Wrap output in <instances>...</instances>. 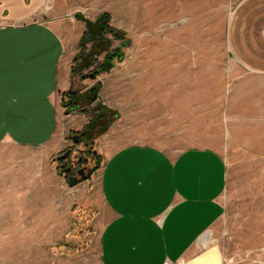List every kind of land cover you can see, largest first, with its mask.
Returning <instances> with one entry per match:
<instances>
[{"label":"rangeland","instance_id":"1","mask_svg":"<svg viewBox=\"0 0 264 264\" xmlns=\"http://www.w3.org/2000/svg\"><path fill=\"white\" fill-rule=\"evenodd\" d=\"M61 1L58 30L70 71L69 88L59 92L66 144L51 155L41 146L0 144V177L12 178L6 186L13 191L7 200L0 196L7 201L0 205V264H100L93 221L100 167L90 169L94 159L77 166L87 145L76 138L85 129L102 160L105 150L127 144L220 152L227 167L224 212L197 244L216 248L221 264H264V157L236 148L222 121L226 93L241 74L226 43L238 0ZM102 14L120 36L83 42L88 24ZM67 92L80 96L79 108L69 109ZM73 112L86 122L64 130ZM80 170L90 176L81 180Z\"/></svg>","mask_w":264,"mask_h":264},{"label":"crops","instance_id":"2","mask_svg":"<svg viewBox=\"0 0 264 264\" xmlns=\"http://www.w3.org/2000/svg\"><path fill=\"white\" fill-rule=\"evenodd\" d=\"M62 7L61 0H0V144L41 146L49 155L65 147L59 92L69 88L70 71L58 30ZM226 43L241 74L226 93L223 126L236 148L264 157V0L236 2ZM85 120L67 113L64 130ZM102 154L93 201L100 264H221L216 248L197 244L224 212L220 152L127 144ZM9 180L0 177L6 200Z\"/></svg>","mask_w":264,"mask_h":264},{"label":"trees","instance_id":"3","mask_svg":"<svg viewBox=\"0 0 264 264\" xmlns=\"http://www.w3.org/2000/svg\"><path fill=\"white\" fill-rule=\"evenodd\" d=\"M107 20H108V16L106 14H102L99 18L96 24L93 23H89L88 24V31L87 33H85V35L83 36V42L85 40L88 39V37L91 38H97V36L99 35H103L105 33H111L113 34V36L115 37H119V31L116 29L111 28L108 24H107ZM98 27V29H97ZM96 41V39H95ZM124 45V44H121ZM99 73V71H94L91 74H89V76L91 78L96 77V75ZM93 91H89L88 95H92ZM66 97V105L69 106V109H77L79 108V103L81 101V98L79 95H77L76 93L73 92H67L64 95ZM88 133V130L85 129L83 131H81L79 133V137L76 138V142L77 144L79 142H85V144L87 145V147L85 148L83 152V154H78L79 155V162L77 163L78 167H82L85 166L87 164V161H90L89 159H94L95 163L92 165V167L90 169H92L93 171L98 169L101 166L102 163V158L95 152L93 151V146H92V142H91V138L92 135L90 134V131ZM70 150V149H69ZM71 152V151H70ZM63 154V153H62ZM61 155V154H59ZM68 156V155H67Z\"/></svg>","mask_w":264,"mask_h":264},{"label":"water","instance_id":"4","mask_svg":"<svg viewBox=\"0 0 264 264\" xmlns=\"http://www.w3.org/2000/svg\"><path fill=\"white\" fill-rule=\"evenodd\" d=\"M110 65V63H106V64H104V70H107V68H108V66ZM69 154V151H66V153L64 154V155H62V156H59L58 158L59 159H61L62 157H66L67 155ZM79 174H81V176H82V179L81 180H84V179H87L89 176H90V174L89 173H87V174H83V170H80L79 171ZM78 182V180H73V181H71L70 182V185H74V184H76Z\"/></svg>","mask_w":264,"mask_h":264}]
</instances>
